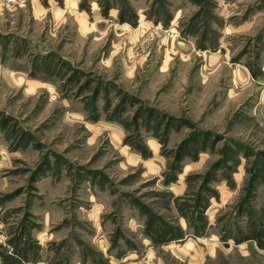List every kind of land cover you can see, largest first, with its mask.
<instances>
[{"label": "rangeland", "instance_id": "374dc122", "mask_svg": "<svg viewBox=\"0 0 264 264\" xmlns=\"http://www.w3.org/2000/svg\"><path fill=\"white\" fill-rule=\"evenodd\" d=\"M194 136L215 143L171 170ZM208 173L196 233L175 201ZM137 203L183 239L153 244ZM254 223L264 231V0H0V264L24 224L26 264H264L244 241Z\"/></svg>", "mask_w": 264, "mask_h": 264}, {"label": "trees", "instance_id": "16d2710c", "mask_svg": "<svg viewBox=\"0 0 264 264\" xmlns=\"http://www.w3.org/2000/svg\"><path fill=\"white\" fill-rule=\"evenodd\" d=\"M119 19L122 22H124L125 20L122 14L120 15ZM254 77H256L255 74ZM133 122L134 123H132V127L136 130L137 117L133 118ZM180 123V121H174L173 118H170L169 121H167L160 140L163 146L167 141L168 130L172 127H180ZM185 124H187V122H185ZM207 142H210L208 138L200 136H194L182 141L177 146L175 151L172 152L173 162L170 165V169L173 171H177L179 162L185 156H189L192 160H196L198 158L196 146L199 145L201 149H204ZM214 143L215 141L212 139L210 144L213 145ZM133 144V148L141 153V155H143L144 157L147 155V151L140 141H137ZM221 167L223 166L218 163L217 165H215L214 170H217ZM198 178L199 177L197 176H189L187 178V187H191V184L197 182ZM214 178V175L208 173L204 179H201V183H199L198 188L194 193L191 194L192 196L190 200H182L181 203H179V200L175 201V207L178 214L184 219V221L190 228H193L196 233L201 232L205 225V212L209 207V199L207 196H216L214 191H212L209 187V184L214 181ZM255 180L256 179L254 177L251 179L249 186L250 190L254 188L253 184ZM250 190L248 189V191ZM138 207L147 216L144 233L145 236L148 237L153 244L166 245L168 243L183 239V232L180 228L152 215L147 210V208L143 207L142 205L138 204ZM26 222L27 218H25L24 223L26 224ZM25 224L22 225L21 228H13L14 231H12L11 233L12 238L9 240L11 253L7 255H1V264H26L28 262V256L30 252L34 251L35 247L30 238L31 227ZM251 231L252 235L250 237H246L244 241L252 240L256 242L259 247H264V231H261L260 228L255 226V223L252 225ZM244 241H238L237 243H241Z\"/></svg>", "mask_w": 264, "mask_h": 264}]
</instances>
